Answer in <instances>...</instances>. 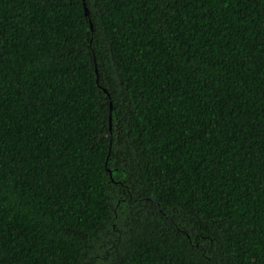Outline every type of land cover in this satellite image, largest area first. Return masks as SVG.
<instances>
[{
	"label": "trees",
	"instance_id": "16d2710c",
	"mask_svg": "<svg viewBox=\"0 0 264 264\" xmlns=\"http://www.w3.org/2000/svg\"><path fill=\"white\" fill-rule=\"evenodd\" d=\"M0 264H264V0H0Z\"/></svg>",
	"mask_w": 264,
	"mask_h": 264
},
{
	"label": "water",
	"instance_id": "95a60500",
	"mask_svg": "<svg viewBox=\"0 0 264 264\" xmlns=\"http://www.w3.org/2000/svg\"><path fill=\"white\" fill-rule=\"evenodd\" d=\"M85 14H87V11L85 10Z\"/></svg>",
	"mask_w": 264,
	"mask_h": 264
}]
</instances>
